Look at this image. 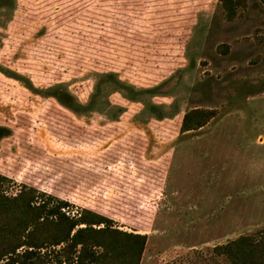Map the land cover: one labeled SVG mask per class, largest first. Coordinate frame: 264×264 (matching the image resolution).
Here are the masks:
<instances>
[{
  "label": "rangeland",
  "instance_id": "rangeland-1",
  "mask_svg": "<svg viewBox=\"0 0 264 264\" xmlns=\"http://www.w3.org/2000/svg\"><path fill=\"white\" fill-rule=\"evenodd\" d=\"M245 2L0 0L6 193L145 234L139 264H227L213 246L264 227V6ZM191 108L214 115L180 132Z\"/></svg>",
  "mask_w": 264,
  "mask_h": 264
},
{
  "label": "trees",
  "instance_id": "trees-1",
  "mask_svg": "<svg viewBox=\"0 0 264 264\" xmlns=\"http://www.w3.org/2000/svg\"><path fill=\"white\" fill-rule=\"evenodd\" d=\"M217 1L226 20L246 4ZM259 2L264 6V0ZM213 115V109H188L179 131L195 130ZM8 182L0 174V264H139L145 234L119 229L87 208L72 211L66 200L32 186L22 184L7 194ZM212 249L227 264H264V227Z\"/></svg>",
  "mask_w": 264,
  "mask_h": 264
}]
</instances>
